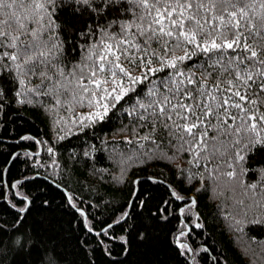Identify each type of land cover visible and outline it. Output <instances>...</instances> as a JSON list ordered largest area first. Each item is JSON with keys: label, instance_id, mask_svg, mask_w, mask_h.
<instances>
[{"label": "snow or ice", "instance_id": "obj_1", "mask_svg": "<svg viewBox=\"0 0 264 264\" xmlns=\"http://www.w3.org/2000/svg\"><path fill=\"white\" fill-rule=\"evenodd\" d=\"M203 193L264 240V0H0V264H233Z\"/></svg>", "mask_w": 264, "mask_h": 264}, {"label": "trees", "instance_id": "obj_2", "mask_svg": "<svg viewBox=\"0 0 264 264\" xmlns=\"http://www.w3.org/2000/svg\"><path fill=\"white\" fill-rule=\"evenodd\" d=\"M14 116L17 117L16 124L20 125L24 129H29L35 135L39 133L43 135L47 130L42 121V118L33 114L32 112H20L13 113ZM104 131L108 132L110 135L113 132V129L108 125H104ZM91 134V133H90ZM97 134H99V129H97ZM30 142H24V149L26 150L27 146ZM44 155V154H42ZM24 158L21 157V160ZM108 167V164H105ZM23 165L20 166L22 170ZM71 170V165H70ZM13 171H17V169H13ZM118 171V169H113V172ZM138 171H142L138 169ZM90 183L89 177L85 174V169L81 166L78 170L73 171L72 177L69 180V186L73 189L79 187L81 184L87 185ZM106 187L96 188V185L93 183L92 187L96 190L91 192L90 195H86L85 200L93 199L96 196L100 197H111L116 201H120L123 199L126 189L122 190L121 185L117 183H109L105 182ZM43 187V185H41ZM35 191V190H34ZM89 189L87 187L81 190L82 194L84 192H88ZM227 196V193L225 194ZM199 200L201 201V206L204 209L206 214H209V222L214 224V227H206L203 231V238L207 240L209 245H215L216 249L222 253H226L228 258L232 260L233 264H248V261H251V264H264V240H258L257 242H251L245 238H241L240 240H231L229 236L225 234L220 228L219 224H215L213 221V217L216 215V211L213 207V203L211 202V196L209 193H203L199 196ZM230 202V201H228ZM56 203L60 205V209L57 210L56 218L60 220L63 224V227L68 229V221L70 219L72 209L68 208L66 204H63L60 201V197L56 196ZM199 231V230H197ZM71 235V233H70ZM246 249V252H245Z\"/></svg>", "mask_w": 264, "mask_h": 264}]
</instances>
